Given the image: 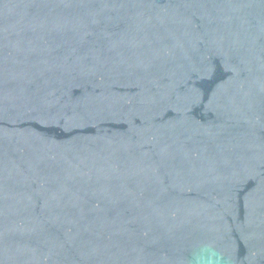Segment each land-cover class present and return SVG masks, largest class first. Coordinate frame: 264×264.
<instances>
[{"label":"water","instance_id":"1","mask_svg":"<svg viewBox=\"0 0 264 264\" xmlns=\"http://www.w3.org/2000/svg\"><path fill=\"white\" fill-rule=\"evenodd\" d=\"M0 264H264V0H0Z\"/></svg>","mask_w":264,"mask_h":264}]
</instances>
